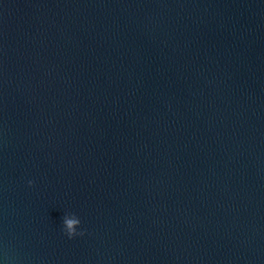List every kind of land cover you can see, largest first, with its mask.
Wrapping results in <instances>:
<instances>
[{
  "label": "water",
  "instance_id": "obj_1",
  "mask_svg": "<svg viewBox=\"0 0 264 264\" xmlns=\"http://www.w3.org/2000/svg\"><path fill=\"white\" fill-rule=\"evenodd\" d=\"M0 264H264V0H0Z\"/></svg>",
  "mask_w": 264,
  "mask_h": 264
}]
</instances>
